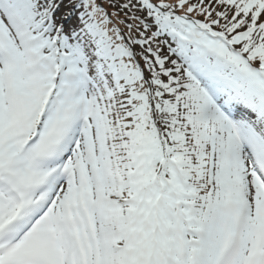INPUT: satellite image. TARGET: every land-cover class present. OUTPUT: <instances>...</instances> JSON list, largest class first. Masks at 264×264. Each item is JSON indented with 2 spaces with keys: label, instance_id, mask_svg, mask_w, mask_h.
Here are the masks:
<instances>
[{
  "label": "snow or ice",
  "instance_id": "obj_1",
  "mask_svg": "<svg viewBox=\"0 0 264 264\" xmlns=\"http://www.w3.org/2000/svg\"><path fill=\"white\" fill-rule=\"evenodd\" d=\"M0 264H264V0H0Z\"/></svg>",
  "mask_w": 264,
  "mask_h": 264
}]
</instances>
